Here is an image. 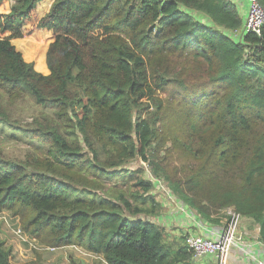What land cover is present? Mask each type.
Listing matches in <instances>:
<instances>
[{
	"label": "trees",
	"instance_id": "trees-1",
	"mask_svg": "<svg viewBox=\"0 0 264 264\" xmlns=\"http://www.w3.org/2000/svg\"><path fill=\"white\" fill-rule=\"evenodd\" d=\"M41 1L0 0V94L42 109L24 129L0 105V125L31 150L0 153V211L96 264H189L187 234L154 220L153 184L128 166L137 161L193 215L218 223L231 209L264 245V23L235 33L232 0H53L36 23L53 36L43 75L11 42ZM40 34L16 42L37 69L50 40ZM10 253L0 239V264Z\"/></svg>",
	"mask_w": 264,
	"mask_h": 264
},
{
	"label": "rangeland",
	"instance_id": "rangeland-1",
	"mask_svg": "<svg viewBox=\"0 0 264 264\" xmlns=\"http://www.w3.org/2000/svg\"><path fill=\"white\" fill-rule=\"evenodd\" d=\"M50 1L51 0H45V3L49 4ZM234 2L236 4V11L241 19V23H244L245 15L249 7L248 2L246 0H234ZM242 3H244L243 6ZM6 5H8V3H4L3 6L0 7V10L2 9L1 11H4L6 9ZM44 6L45 5H43L41 9L43 11L40 14L38 5L36 9L31 12L30 19L22 24L21 29L25 27L24 35L25 33L28 35V32L31 30H37L36 23L43 15L45 10ZM26 23L28 24L27 26ZM48 32L49 35L52 34L51 31ZM49 43L50 40L47 42V45ZM21 54L24 59H27L25 58L23 51ZM31 59L34 61L32 57ZM0 105L6 108V113L10 115V119L14 123L13 125L21 126V128L24 129H26L27 126L23 124L29 122L33 117H38L40 111H42V109L39 106L37 107L28 97L18 99L13 104H8L5 94L2 92L0 94ZM24 136L25 135L22 134L21 131H14L7 125H0V153L9 160L24 159L27 153H31L28 139L24 138ZM171 147V142L167 141L164 146V150L171 149ZM176 164L180 165L182 163L176 161ZM138 165H141L144 168L142 176L153 184L151 195L153 196L155 202L160 206L158 214L154 220L158 222V224L162 225L159 221L161 212L165 213V210L170 207L180 211V205L177 206L175 204L178 200L175 199L172 193L165 187V183L159 179L153 178L150 175L145 164H140L137 161H131L128 166L135 168ZM126 183L127 186L130 184V182L127 181ZM109 185H112V183H109ZM226 214L227 213L224 214L225 217ZM169 223L166 225L167 232L171 231V228L173 227V224ZM240 229H242L241 226ZM0 239L3 240L4 244L11 250L8 258L10 264H96L99 261L97 256L85 252L84 249L76 244L67 245L57 249H50L45 245L40 244L33 236L22 230L20 219L13 217L7 211H0Z\"/></svg>",
	"mask_w": 264,
	"mask_h": 264
},
{
	"label": "crops",
	"instance_id": "crops-1",
	"mask_svg": "<svg viewBox=\"0 0 264 264\" xmlns=\"http://www.w3.org/2000/svg\"><path fill=\"white\" fill-rule=\"evenodd\" d=\"M43 1V0H42ZM41 1V2H42ZM45 8L43 14L48 10L51 2ZM233 3L234 0H232ZM40 2V3H41ZM244 3H242V6ZM2 7V5H0ZM38 6V5H37ZM2 10V9H1ZM0 13H4L6 11H1ZM243 24V23H242ZM23 35L25 27H23ZM46 29H37L31 30L28 32V35H32L33 33L40 34L41 32H48ZM26 35V33H25ZM25 35L21 39H13L11 40L12 44L22 52V48L16 45V42L25 38ZM41 35V34H40ZM53 40L52 34H50V42ZM48 46V45H47ZM47 46L43 52V69H37L35 67V61H32L31 57L24 59L27 62L34 63V69L37 72H40L43 75L49 73L48 68L45 63V52ZM177 206L180 205V211L177 209H173L170 207L165 210V213L161 212L159 216V221L162 224L161 226L166 227V225L173 224L171 231H169L172 235H186L188 233L200 235L203 237H209L212 239H216V235L219 234L225 226V217L219 218L218 223H210L205 222L203 219L201 220L197 215H193V213L184 207V205L180 202H175ZM176 208V207H175ZM241 243L236 245L233 250H231L225 264H264V245L259 240V228L256 225L250 223L247 218L241 217ZM176 228V229H174ZM173 235V236H174ZM189 264H218L217 260L214 256L207 255L201 258H197L191 260Z\"/></svg>",
	"mask_w": 264,
	"mask_h": 264
},
{
	"label": "built area",
	"instance_id": "built-area-1",
	"mask_svg": "<svg viewBox=\"0 0 264 264\" xmlns=\"http://www.w3.org/2000/svg\"><path fill=\"white\" fill-rule=\"evenodd\" d=\"M248 10L245 15L244 23L237 34L253 32L259 34L261 26L264 23V8L257 0H246ZM226 214L225 226L222 231L216 235V239L203 237L200 235L188 233L185 243L188 251L194 259L207 255H213L218 264H225L228 255L233 248L241 243L240 219L241 216L231 209L221 211ZM51 249V248H50Z\"/></svg>",
	"mask_w": 264,
	"mask_h": 264
}]
</instances>
